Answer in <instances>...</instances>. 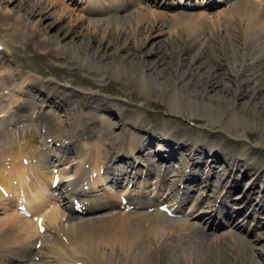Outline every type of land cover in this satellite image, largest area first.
I'll return each mask as SVG.
<instances>
[{
  "label": "bare ground",
  "instance_id": "obj_1",
  "mask_svg": "<svg viewBox=\"0 0 264 264\" xmlns=\"http://www.w3.org/2000/svg\"><path fill=\"white\" fill-rule=\"evenodd\" d=\"M15 1L16 0H0V11L4 13L5 10L12 11L11 4ZM70 1L73 7L79 11L81 10L83 14H92L91 8L85 6L79 8L76 5L78 4L76 0H69V2ZM79 1H86L84 5L88 6V4H90L89 2L97 0ZM111 1L113 2V0ZM139 1L141 0H131L130 2L138 3ZM165 1L170 4L176 0ZM179 1L183 2L185 0ZM140 5L141 8L138 11L141 10V12L136 11V25L134 24L132 26L130 24L125 27L124 25L126 22H123V26L107 30L103 37H99L96 31H79L77 30L78 26L75 25L67 29L65 33L61 35L62 37L60 35L52 36L49 26L46 24L43 25L47 13L38 3H32L29 0H22L17 8H15L16 6L14 7L15 10L13 11L14 14L17 15V20L20 19L19 21H21V19H23V21L32 25L34 28L36 27L38 36L42 40H48L55 48L63 46L64 37L72 34L73 37L71 41L73 46L70 50L77 62L88 64L89 67L96 68L104 74L108 71L126 74L129 79H135V82L146 92L150 87L162 90L163 94L167 96L169 107L171 108V116L176 117L183 115V113L190 114L189 116L198 115L202 116L206 122L215 128L216 125H219L221 130H218L216 135L213 136L214 141L208 140L206 142L204 140L205 132L203 129H199L196 133L194 132L192 135H188L185 132L182 133L176 130L169 120H165V122L156 127L146 128L140 112H136V117L126 113L119 115L116 110L114 111V108L108 107L105 104L106 102H99L96 104L94 100L98 102L99 95L91 92L87 93L85 97L80 98L84 105L91 106L97 111L96 115L92 118L95 123H98V117L112 119L113 116L106 117V114L112 113L117 117L115 119L121 123L123 132L129 129L131 139L127 140L128 146L125 144L123 146L125 149L122 150V147H115L116 143L110 144L109 147L111 149H109L108 154L106 155L105 153V155L106 158L113 161L118 158L121 159L120 161L127 160L125 164L132 163L129 156L133 155L135 161H133L130 167L135 174H137L135 168L138 160L136 151L144 147L145 144H148L144 136H149L150 141L156 138L163 139L161 142L163 145L165 143L166 147L169 146L168 141H166L168 137L172 138V140L177 143L182 142L180 145L181 150L179 151L180 159L177 165L179 169L170 171V168H168V171H170L168 174L172 173L169 180L172 186V193L169 192L167 197L171 199L172 210L179 213L183 209L185 199L194 189L191 182L188 184H186L187 182L184 183L182 177L191 176V174L187 173L188 171L194 170L197 172L204 166L206 177H203L200 180L201 183L199 182L198 184H195V180L192 181L198 189H200L202 185V188L199 190L200 194L197 197L199 203L201 201L207 202L208 206L204 207V210L207 208L208 211H210L209 214H213L214 221H221V219L225 218V214L230 212L228 209L229 206L235 209L232 214H237L236 212L238 211L237 218L240 219H228L226 225L230 226L233 231L222 235L225 236L224 238H220L222 240L215 241L212 239L211 233L206 232L204 228H199L196 223L193 224L186 219L172 220L168 218L167 214L160 211L157 205H155L158 201H152L154 199L150 198L145 200L140 197L138 199H132L126 194H122L117 196L118 200H116V196L105 189L99 190L96 193L91 191L87 192L84 189L86 185L92 183L95 188H98L96 186L103 185L105 181L100 171L102 170L100 164L96 163L94 160L93 152L90 153L93 146L92 144H89L91 148L86 150L87 155L82 158V160L86 161L75 180L63 183L66 180V172H58L63 188L59 190L60 192H55L54 195L57 194L64 198V200H68L74 194L83 196L102 192L101 198H105V200L101 201L100 208L109 206V210L103 214L90 217H77V219L74 217L71 218L68 214L61 212L64 216L63 218L61 217V219L55 209L46 208L50 201V192L48 190L50 186L46 187L47 193H45L46 190L44 188L35 187V185H38L36 180L29 183L30 181L28 178L31 176L29 173L30 167L23 168V161L28 158L24 154L19 153V157L15 158L14 161L11 160V168L6 172V175L0 178V209L3 208V200L8 201L10 204V201L14 199L13 197L15 196L19 199L18 206L21 205L20 208L25 213H30L31 219H27L22 215L13 214L1 220L0 264H55L56 261H67L69 264H110L111 259L106 257L109 252H111V256L113 254V258L117 260V264H175L176 262L174 263V261H180L178 257V252L180 251L176 249L178 245L175 244L178 241L183 243V249L186 251L184 257L182 256L180 261L182 264H196L197 261L194 258V251L197 252V250H200V252H202L205 249H209V255H207L208 258L205 260L202 258L204 254L201 255L199 260L197 259L200 264H251L250 262L254 260V257H257L259 252L262 253L260 255L261 257L264 256V243H259L262 238H264V232L256 236L255 240L257 244L263 245L258 246L255 242L247 241L246 238H244L242 233V230L245 229L244 226L236 225V222L242 221L243 216H245L243 222L246 223L251 220L250 227L254 226L258 228L260 225V216L258 217V215H262L261 211H264V206H261L259 210H256L254 207V211L250 217L247 214L244 215L243 210L241 212L240 209L243 208L241 205H232L229 203L232 188L238 189L240 181L244 182L245 186L244 188L242 187L241 193L242 191H246L251 183L249 192L252 190L254 191L257 184L258 177L256 178L255 175L250 174L255 170L256 164L253 162V158L247 160L248 144L243 140L236 141V137L242 138V136L241 134H235L234 148H228L226 154L221 150V145H223L224 141L229 139L231 129L241 118L245 119L246 123H252L253 126L259 125L260 130L264 132V11L259 10L257 5L251 2L237 1L231 7L233 14H225V21L231 23V25L228 26L229 28L226 34L215 32L216 34H214L213 37L209 36L208 43L203 42L206 39V35L204 37L205 39H202V41L201 37L203 34H197L201 28L205 27L204 19L203 21L201 18L194 20L191 18V15H189L184 21H181L182 14H176L179 16L177 20L174 19L173 22L175 21L174 27H176L177 30H175L176 28L173 29L172 27H168L171 32L177 31L176 34L171 40L158 42L156 45L160 44V46L148 50L147 46L149 43L159 35L157 34V30H160V34L163 32L161 29L164 25H160V21H162L163 18L152 9V7L156 6L155 0H146V2H141ZM262 5L263 4H261V6ZM125 8H123V10ZM118 9L119 8H117V10ZM146 13L150 15V18ZM115 16L116 15H111L99 22H103L104 24L115 22L116 24L118 17ZM197 16H202V14H198ZM6 18L9 20L10 16ZM79 18L83 17L80 16ZM121 20L122 17H120V21ZM217 24L222 26L220 21H217ZM14 28L16 27H13V29ZM10 29L11 27L8 30ZM17 32H22V30L20 29L16 31V33ZM227 35L231 37L232 40H229ZM75 37L79 39L78 45H75ZM2 46L4 47L5 43H0V47ZM162 46L166 47L164 49L166 52L163 56H158V58L153 60V55L157 53L159 50L158 48ZM252 52H255V55L257 54L255 57H259L254 58ZM32 84H36V86L40 88H45V86L48 85L47 83H34L33 80H24L23 88L21 87L19 90H13L15 101L16 99L21 101L19 94L25 93L20 89H28ZM1 85L0 83V100L7 97V95L3 93L4 89H2ZM48 89L49 93L47 96H53L52 94H54V96L48 98L46 95L42 94L43 97L47 99L46 102L51 105H53V103H60L63 108H66L70 103L72 104L73 101L71 99L66 101L67 95L65 94L67 93L57 92L53 87H48ZM218 91H220L219 95H215ZM104 96H102V98H104ZM236 99H240L241 103L249 104V107H246L244 104L249 117L246 116L247 113H244L245 115L240 113L239 108L237 112L234 111L236 108L232 104ZM246 99L249 102H247ZM16 103L19 104L18 101ZM11 104L12 102L4 114L10 113V109L14 108L11 107ZM249 111L255 114L253 115ZM65 112L66 123L70 124L71 120H73L74 113H72V109H65ZM22 117L23 116H21L20 119ZM2 124H0V131L6 126V122L4 121ZM63 126L64 125L61 123L60 126L56 125L53 129H60ZM132 128L139 130V133L137 131H131ZM242 129L245 131L244 128ZM89 131L90 136L98 133L96 129H89ZM141 131L147 132L141 133ZM3 134L4 133H2V135ZM60 140V135H56L55 138H53L54 142H60ZM69 145L70 144L66 145L65 153L72 149L73 146ZM257 145L264 146V142L258 140ZM98 147L99 145L94 147V152ZM159 147H161V143H158V148ZM105 150L106 149H104V151ZM190 156L193 157L194 161ZM218 161H220V163H218ZM145 162H148V159H146ZM162 163H164V161ZM91 167H93L95 171L91 172ZM95 172H97V175H101L99 179L100 183L98 184L97 182L95 183V179H92L94 177L93 173ZM149 172L150 170L147 171V173ZM211 172L218 173L217 185L213 184L212 180L208 177ZM263 172H259V175H262ZM163 173H165V171L163 172L162 169L158 171L159 175L154 183L157 185V188H161L166 184L164 182L165 175ZM111 174H116V172L112 171L109 175L111 176ZM39 175L47 185H52V183L56 181L54 178L56 176L50 178L46 172H40ZM116 176L117 174L115 177ZM119 176L122 177V174L120 173ZM227 176L230 178L229 180H227ZM14 178L16 180H14ZM134 180H137V177H135ZM89 181L91 182L89 183ZM38 182L40 185V179H38ZM138 183L140 186L135 187L136 189L140 188L139 193L142 194L143 189L149 186L150 183L152 184V181L150 176L145 174ZM248 194L247 192L244 198H242L243 200H241V202H244L242 204L243 206L248 205L247 198L250 196V194ZM123 197L127 198L123 201L124 203L122 202ZM240 197L241 195H238L237 198L234 197V200H238ZM97 200L96 198L90 199L88 196V200L84 202L93 204ZM133 205L154 209L151 212L148 211L149 213L139 212L138 215L136 214L137 212L126 213L120 209L121 207L126 209L127 206L130 207ZM250 206L253 208V204ZM68 208L71 209L70 206H68ZM68 208L66 207L67 210ZM93 208L96 209L95 206ZM201 210V212H205L203 209ZM123 212L125 213L123 214ZM130 213L135 215L131 217ZM138 216H140L139 220L145 221V225L138 224ZM36 217L41 219L35 220ZM12 219L24 223V226L19 228L22 229V231L27 228L26 231H23V234H25L23 237L24 242L21 241L22 238L21 236L19 237L20 234L16 235V233H13L15 229L13 227H15V225ZM208 224H210L209 221H207L206 225L208 226ZM39 229L42 231L40 232ZM182 231L183 233L180 239L174 237L178 236L176 234ZM17 233L20 232L18 231ZM144 234H151L150 244L152 252L150 253V259H153L151 260L153 261L152 263L150 261L148 262L147 254L141 251L143 245L139 246L138 244L142 240V236H145ZM15 236H17V240H13ZM232 236L236 237L234 238ZM157 238H159L162 243L157 240V244ZM236 238L242 239L245 245L238 249L234 245L232 248V241L234 243ZM173 240L175 241L173 242ZM159 243L161 245H159ZM105 245L109 246V248L111 246L108 253L106 252L107 249L103 247ZM202 253H204V251ZM79 254H81L82 257H79Z\"/></svg>",
  "mask_w": 264,
  "mask_h": 264
},
{
  "label": "rangeland",
  "instance_id": "obj_2",
  "mask_svg": "<svg viewBox=\"0 0 264 264\" xmlns=\"http://www.w3.org/2000/svg\"><path fill=\"white\" fill-rule=\"evenodd\" d=\"M29 1H31L32 3H38L47 13V17H45L43 21V25L46 24L49 26L50 33L52 36H58V35L61 36L65 33L67 29H70L72 25H75L78 26L77 30L82 32L96 31L98 32L99 37H103L107 32V30H111L114 28L116 29L118 26H123L124 24L123 22H126V24L124 25L125 27L126 25L129 26L130 24L132 26L134 24L136 25L137 12H141V10L138 11L141 8L140 3L146 2V0H141L138 3L137 2L129 3V1L131 0H129L128 2L127 0H125L126 5L124 7H119L118 5L119 1L123 2L124 0H115L114 6L120 9V10H116L114 13V15H116L115 17H118V19L116 18L118 24L117 23L115 24V22H112L113 24L112 23L104 24L103 22H99V21L105 20V18L110 17V15L106 13L109 10L106 9L93 10L94 12L92 14H83L81 10L79 11L76 8H74L71 2H69V0H29ZM247 1L256 4L259 10L264 11V0H247ZM21 2L22 0H16L13 4H11L12 9L15 10V8H17ZM261 4L263 5L261 6ZM231 7H232V2H229L226 5L221 6L210 13L191 12L185 10H176V11L165 10L160 5L158 6L156 5L152 7L153 11L156 12V14H159L163 18L162 21H160L161 22L160 25L162 26L164 25V26L161 29L163 31L161 34H160V30H157V34L159 35L153 39L155 41L152 40L153 42L151 41L149 43V45L147 46L148 50L157 48V46H160V44L156 45L158 42L171 40L172 37L176 34L177 31L171 32V30L168 29V27H172L173 29L176 28L174 27L175 21L173 22V20L174 19L177 20L179 16L176 14H182L181 21H184V19H186L189 15H191V18H193L194 20L197 18L199 19L201 18V20L203 21L204 19L205 27L201 28L200 31L197 32V34H201V33L203 34L201 40L202 39L204 40L206 38L204 41L202 40L205 43H208L209 36L213 37L214 34L216 33L226 34L229 28L228 26L231 25V23L225 21L226 18L225 14L228 15H230V13L233 14V11H231ZM123 8L125 9L123 10ZM13 10L12 11L5 10V13L0 11V43H5V46L4 47L2 46L0 48L1 51L0 52V83L2 84L1 87L2 89H4V92H7L8 96L10 97V98L6 97L7 98L6 100L3 99L0 100L1 101L0 122L2 123V121L5 118L7 120H11L13 119V116L17 118L15 122H13L12 124L10 123L8 125L6 130L2 132L4 134L0 136V178L6 175V172H8V170L11 168V164H10L11 160L14 161L15 158L19 157L18 156L19 153L29 156V154H33L34 149H37L40 152L45 150L46 147L45 142H48L50 140L49 136L51 132L54 131L52 130V127L58 124V120L62 121L66 119L61 109L58 108L55 109L52 105L46 107L47 103L44 104L38 101L39 99H41V96L33 90V89H37L36 85H31V87L28 89H23V90L20 89L21 91L26 92L25 93L26 95H20L19 97L24 102L20 101L21 104L19 105L18 108L16 107L18 103L15 104L13 106L14 108L11 109L12 113H9L4 117V113L2 112H5L7 110L8 105L10 103L9 100L11 98L12 100H14L15 98L13 95V90L14 89L17 90L21 87L23 88L24 80H33L34 83H45V84L52 83L49 86H54L53 87L54 90L60 93L62 92L67 93V96H69L70 99L73 101L72 103L74 104L76 109L73 110L74 113L73 117H75V119L73 118L74 120L72 124L74 125L73 127L77 126V129H82L84 126H86V122L92 118V114L94 117L97 113V111L93 107L84 105L80 100L81 97H85L87 93L91 92L99 95L98 96L99 101L97 102L94 100L96 104L99 102H104V103L106 102L105 104L108 107L110 106L112 109L114 108V111L116 110V112L119 115H122V113H126L128 115L131 114L133 117H136V112H140L141 118L145 122L144 123L145 126L148 125L149 127H156L157 125L165 122V120H169L172 126L176 130L182 133L185 132L188 135H192L194 132L196 133L199 129H203V131L205 132L204 140L206 142L208 140L214 141L213 136L216 135V132L218 130L219 131L221 130L219 125H216L217 128L216 129L215 127L211 126L208 122H206V120L202 116H198V115L189 116L190 114H184V113L183 115H179L176 117L171 116L170 115L171 108L169 107L167 96L164 95L163 91L160 89H157L155 87H150L147 93L135 82V79L133 78L129 79L126 74H119L115 71L114 72L108 71L104 74L96 68L89 67L88 64L77 62L76 59L74 58L72 51L70 50V48L73 46L71 41V38L73 37L72 34L64 37L63 46L59 48H55L48 40L46 39L42 40L38 36L36 27L34 28L32 25L23 21V19H21V21H19L20 19L17 20L16 19L17 15L14 14ZM110 10H113V8ZM146 14L150 18V15L148 13ZM198 14H202V16H197ZM7 16H10L9 20H7L6 18ZM80 16L83 18H79ZM120 17H122L121 20L122 22L120 21ZM16 20L18 21V23ZM217 21H220V24L222 26L218 25ZM10 27L11 29L8 30ZM13 27L16 28L13 29ZM20 29L22 30V32L16 33V31ZM175 30H177V28ZM227 37L229 38V40H232V38L229 37L228 35ZM74 41H75V45L79 44L78 37H75ZM165 48L166 47L164 46L158 48L159 49L158 52L153 55V60L155 58H158V56H163L164 53L166 52V50H164ZM252 53L254 54V58L259 57V56L255 57L257 55V54L255 55V52ZM6 54L9 56H5ZM61 88H63L62 89L63 91H61ZM40 90L41 92H45V90L42 89ZM219 92L220 91L216 92L215 95H219ZM102 96H104V98H102ZM17 100L19 102V99ZM36 101L39 104L38 106H36ZM246 101L249 102L247 99ZM244 104L246 107H249L248 103H241L240 99H236L232 105L235 106L236 108L234 111L237 112L239 108L240 113L242 114L247 113L246 116L249 117L248 111L247 109L245 110ZM23 105H24V109H23ZM19 109H22V111L24 112L23 115L25 117L26 115L29 117H26L27 119H22V118L19 119V117L21 116L18 113ZM225 112L229 113L228 111ZM249 112L251 113V111ZM251 114L254 115L255 113H251ZM38 117H42V118H38ZM112 119L113 120L109 119L111 123H108L109 121H107L106 119L98 117L97 120L98 134L95 135L94 137H90V139H85L77 143L78 148L82 151L85 150V146H84L85 141H90L94 146L99 145L97 152L98 153L101 152L100 153L101 155L98 154V158L100 157L103 163L107 162L106 157H104L103 149H106L109 146L108 144L112 142H113L112 144H115L117 142L119 143L121 137H122L121 139L122 142H126L128 138L127 136L129 132L125 130V133L127 132V135L123 134V131L121 129V123L113 117ZM64 123L66 124V120L65 122L64 121L62 122L63 125ZM239 123H241L242 125ZM97 124L92 126L96 127ZM242 128H244L245 131H243ZM131 131H134V128H132ZM262 132L263 131L260 130L259 125L253 126L252 123H246L245 119L241 118V120H239V122L231 129L229 139L224 141L223 145H221L222 148L221 150L226 154V150H228V148L231 149L234 148L233 146L235 144V137H236L235 134H241L242 138L236 137L237 138L236 141L243 140L247 142L248 144L247 160L253 158L252 160L256 164L255 170L250 174L255 175L256 178L258 177L257 183L261 179V175H259V172L262 173L264 170V146L257 145L258 140L264 142V132L263 134ZM142 156L144 157L145 154H143ZM69 157H70L69 162L63 164L62 166L63 170H68V173L66 172L67 175L66 178L69 177L68 176L69 174L75 173L80 167L79 160L75 158V157L79 158L80 155L78 156L69 155ZM139 161H141V159ZM73 163H74V167H72ZM259 166H261L262 168ZM263 185L264 184L262 183V185H259V187H263ZM242 186L243 188L245 187L243 182H242ZM137 192L138 189L136 193ZM261 200L262 197L259 198L257 197V195L251 196L250 201L253 204V208L252 206L246 208L244 213L249 211V214H251L254 211V207L256 208V210H258ZM53 201L54 200H52V203H49L46 208L55 209L58 215H60L59 218L61 217L63 218L64 216L63 213H61L60 206L58 205L57 202H53ZM8 205L9 202L3 200V206H2L3 208L0 209V222L9 215H13V214L20 215V213L16 210V202L14 204L10 203L9 206ZM130 215L131 217H133V214ZM259 216H260L259 218L262 219L263 221L262 224L260 225L261 227L252 233L249 232L247 234H244L245 230H242V233L247 241L255 242L256 245L258 246H263L264 244L263 245L257 244V241L255 240L257 236L255 234L264 232V215H259ZM139 219L140 216H138V221H139L138 224L145 225V221H141ZM12 220H14L13 224L15 225V227H13L15 228L13 233H16V235L20 234L19 237L21 236L22 238L21 241L24 242L23 237L25 236V234H23V231H26L27 228L26 230L22 231V229L19 228H21V226L23 227L24 223L18 222L15 219ZM195 223L197 224V226H199V228L201 227L203 228L202 223L200 221H196ZM223 230L225 229H220L218 232L215 233L212 230H205V231L212 234L213 240L220 241L222 240L220 238L225 237L222 235L228 234L231 231H233V229H227L225 231ZM18 231L20 233H17ZM182 233L183 231L177 233L176 235L178 236H174V237L175 238L178 237L180 239ZM144 235L145 236H142V240L138 244L139 246L143 245L141 251L147 254V256L149 257V258L147 257L148 262L150 261L152 263L153 261L151 260L153 259H150L151 258L150 253L152 252V247L150 244L151 234H144ZM16 237L17 236H15L14 237L15 239L13 240H17ZM232 237L235 238L236 236H232ZM157 240L161 242V240L157 238L156 239L157 244H158ZM241 240L242 239L236 238L234 240V243L232 241V248L234 245L236 246L237 249L245 245L243 244V240L242 241ZM174 241L175 240H173V242ZM177 243H175L176 245H178L176 249L180 251L178 252L179 256L178 255L177 256L180 258L181 261L182 256L184 257L186 251L183 249L184 245L182 242L178 241ZM259 243H264V238H262L261 242ZM159 245L161 244L159 243ZM103 247L104 249H107L106 250L107 253L110 251L111 246L110 248L107 245ZM205 250H203L204 253H202L203 252L202 250H201L202 252H200V250L199 251L197 250V252L194 251L195 254L194 258L197 261L196 264H200L198 260L201 255L204 254V256L202 257L204 260L208 258L207 255H209L208 252L209 249H205ZM261 254L262 253L259 252L257 254V257H254V260L251 261L250 263L264 264V256L261 257L260 256ZM107 255L108 256L106 257H109L111 259L110 264L112 263L117 264V260L113 258V254L111 256V252H109V254ZM78 256L82 257L81 254H79ZM180 261L176 260L174 261V263L176 262L175 264H182V262ZM65 262L56 261V264H64Z\"/></svg>",
  "mask_w": 264,
  "mask_h": 264
}]
</instances>
